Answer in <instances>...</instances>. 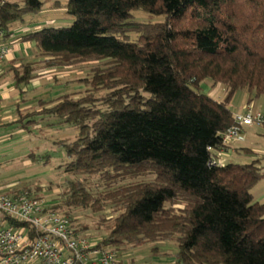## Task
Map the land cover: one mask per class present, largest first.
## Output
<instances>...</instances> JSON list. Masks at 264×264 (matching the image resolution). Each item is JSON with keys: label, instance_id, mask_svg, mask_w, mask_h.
<instances>
[{"label": "trees", "instance_id": "1", "mask_svg": "<svg viewBox=\"0 0 264 264\" xmlns=\"http://www.w3.org/2000/svg\"><path fill=\"white\" fill-rule=\"evenodd\" d=\"M42 5L0 0L2 40ZM64 6L73 18L69 27L43 26L17 40L33 42L44 67L106 62L80 79L83 91L38 99L26 113L17 105V116L3 124L29 130L47 118V126L77 129L73 140L54 142L67 157L60 167L73 176L98 175L104 188L93 192L70 180L61 204L51 208L68 216L75 207L117 212L98 246L173 241V264H264V199L251 192L264 176L260 160L211 165L208 149L220 148L221 133L233 124L234 93L246 89L251 100L264 92V0H67ZM136 10L161 20L136 21ZM7 70L21 94L37 75L34 61L13 59ZM206 78L224 86L221 99L200 91ZM100 90L106 93L96 97ZM144 174L153 177L136 180Z\"/></svg>", "mask_w": 264, "mask_h": 264}, {"label": "rangeland", "instance_id": "2", "mask_svg": "<svg viewBox=\"0 0 264 264\" xmlns=\"http://www.w3.org/2000/svg\"><path fill=\"white\" fill-rule=\"evenodd\" d=\"M132 15L139 22H157L161 20L160 16L149 15L141 10L133 11ZM72 21L73 18L71 22L63 23L61 26L69 27ZM24 28L23 31L26 30ZM130 36L135 39L134 34H130ZM37 57L38 55L33 54L28 57L29 60H19L32 61V59ZM40 62L36 65V73L40 72V74H37L31 80L35 86L31 89H29L30 85L22 86L27 89V91L22 90V94L16 89L19 95L16 105L22 108L21 111L25 113L38 107V99H49V97H54L63 92L83 91L85 86L80 82V79L91 77L92 68L98 65L102 66L106 60L55 66L51 67V70H47L50 67H44L42 60ZM1 64L2 61L0 62ZM6 67L7 65L4 68ZM5 72V76L1 77L0 80L3 78V80L9 79V81H12V72L8 70ZM200 91L216 99H221L225 88L222 84H214L210 78H206L200 84ZM105 93V90H100L95 92V95L100 97ZM248 97L249 93L246 89L236 91L229 103V107L233 112L242 110L248 104L254 110L263 108L260 97L251 100ZM16 116L15 112L10 119H6V121L2 119V121H5V124ZM47 122L48 119L44 118L29 130H21L15 122L0 126V187L3 191L10 195H15L22 192L26 193L28 189L30 196L42 198L52 206L61 204L66 184L70 180L79 179L85 182L93 192L102 190L104 181L98 175L73 176L62 171L60 165L67 160L66 153L63 148L57 146L54 142L61 139L73 140L77 137V129L69 124L47 126L45 125ZM247 127L257 126H245L246 130H250ZM243 129L244 126L242 127ZM239 137V147L237 149L240 155L227 158L228 162L245 163L250 162L252 159V153L244 154L242 152L244 133H240ZM262 141L263 145L259 147L261 151L264 149V137ZM258 165L262 167L261 171L264 173L263 158H261ZM152 177L151 174H144L137 177L136 180L145 181L150 180ZM129 180L130 178L127 177L118 182L124 183ZM12 187L19 189V191L11 193L8 190ZM263 191L264 176L251 189L255 200H260L259 196ZM61 210L65 211L66 209L62 208ZM68 212L76 232L91 242H98L105 235L107 232L106 226L117 214L107 205L98 212L79 207L70 208ZM153 247H156V249H153ZM109 250L116 259L123 262H121L122 264H171V255L176 251V244L173 241H159L139 245H124L117 249L109 248Z\"/></svg>", "mask_w": 264, "mask_h": 264}, {"label": "built area", "instance_id": "3", "mask_svg": "<svg viewBox=\"0 0 264 264\" xmlns=\"http://www.w3.org/2000/svg\"><path fill=\"white\" fill-rule=\"evenodd\" d=\"M3 1V0H1ZM8 45L0 33V62ZM233 124L221 133V147L211 149V165H224L225 155L244 126H264V111L248 104L233 112ZM0 114V125L2 123ZM0 263L3 264H122L108 247L98 246L73 228L68 215L44 199L0 187Z\"/></svg>", "mask_w": 264, "mask_h": 264}, {"label": "crops", "instance_id": "4", "mask_svg": "<svg viewBox=\"0 0 264 264\" xmlns=\"http://www.w3.org/2000/svg\"><path fill=\"white\" fill-rule=\"evenodd\" d=\"M66 1L67 0H42L43 5L39 13L35 15L31 14L24 16L23 21H21L20 23L16 24L13 27L12 36L7 41L8 52L5 58L2 60V64L0 65V78L5 76L4 74L6 73L5 71L7 70V67L6 68L4 67L8 65L9 61L13 59L29 60L28 57L32 56L33 54L37 55L33 42H19L17 40V36L23 34L24 31L39 29L43 26L62 27L61 25H63V23L71 22L72 17L66 13L64 6ZM55 2H58V4H56ZM23 27H25L24 29L26 30L23 31ZM44 58L45 57L38 56L36 59H32V61H34L35 64L38 65V63H41L40 61L41 60L43 61ZM47 70H51V67L48 68ZM37 74H40V72H38ZM28 85H30L29 89L35 86L33 81H31L26 86ZM25 88L26 87H22V90L27 91V89ZM16 89L17 88L15 87L13 81L11 80L9 81V79L3 80V78L0 80V114L3 120L5 121L6 119L7 120L10 119L13 116V113L17 111L16 103H18L19 95ZM259 97H260V102H262L263 108L261 109L256 108V110L264 111V92ZM21 109L22 108L19 107V110ZM5 121H2V124L0 126H2ZM247 128H249L250 130H246L245 127L243 130L242 128L240 129V133H244V140L242 139V141H244V147H242V152H244V154L252 153L251 160L253 159L261 160V158L264 159V149L262 151L259 150V147L263 145L262 138L264 137V126L247 127ZM238 139L237 141L232 143L231 149L228 150V152L226 153L224 157L225 162H228L227 158L229 157L240 155L237 149V147H239L238 141L240 140ZM259 198L260 200L258 201L264 199V191L260 194ZM170 263L171 264L173 263L172 257Z\"/></svg>", "mask_w": 264, "mask_h": 264}]
</instances>
